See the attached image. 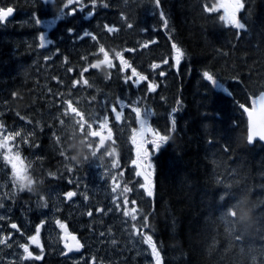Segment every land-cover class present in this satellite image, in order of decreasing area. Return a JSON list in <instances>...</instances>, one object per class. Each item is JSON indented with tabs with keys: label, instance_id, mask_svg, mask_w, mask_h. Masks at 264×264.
Here are the masks:
<instances>
[{
	"label": "trees",
	"instance_id": "trees-1",
	"mask_svg": "<svg viewBox=\"0 0 264 264\" xmlns=\"http://www.w3.org/2000/svg\"><path fill=\"white\" fill-rule=\"evenodd\" d=\"M66 2L0 0V8L16 9L13 20H17L0 32V63L5 66L12 57L15 62L16 80L12 79L7 94L11 99L13 95L15 99L26 98L16 106L4 98L9 101L7 117L12 114L14 120L21 121L29 116V106L40 95L23 86L25 78L18 64L24 57L12 51L25 49L28 39L35 33L39 37L42 27L31 22L36 30L28 33L29 25L19 20L56 19L52 9H60ZM218 2L160 0L157 8L154 0H95V4L93 0H73L67 9L70 17L63 21L58 18L54 29L46 32L47 37L59 39L54 42L57 51L63 61H68L64 62L66 74L60 79L74 80L72 85L77 83L82 100L139 102L142 118L147 117L152 128L170 136L154 157V196L143 205L147 230L161 264H264V144L259 140L248 143V120L239 107L249 106L251 98L264 91V0H243L239 17L244 29L221 21L220 10H205ZM88 12L94 14L89 17ZM86 31L91 35L84 36ZM173 43L185 53L178 70L171 66ZM64 44L71 45L68 52ZM101 46L113 59L112 68L105 64L90 67L104 60ZM117 53L148 80L139 86L131 81L125 84V77L132 75L131 68L121 70ZM165 59L168 64L163 63ZM58 61L47 67L46 80L59 75L62 64ZM154 63L161 68L153 70ZM85 68L89 70L84 72ZM161 71L166 73L164 77ZM204 71L215 75L231 95L214 88L203 78ZM1 74L4 78L6 70ZM33 78L39 80L36 84L44 81L39 76ZM150 82L157 85L155 92H148ZM0 93L6 95V87ZM57 95L56 99H66L62 91ZM177 100L181 101L179 106ZM172 108L178 109L174 131ZM47 109L48 105L41 110ZM34 126L40 132L43 123L37 121ZM226 213H234L233 228L242 235L240 241L235 240ZM245 213L251 215V222H242ZM138 260L123 264H145Z\"/></svg>",
	"mask_w": 264,
	"mask_h": 264
},
{
	"label": "rangeland",
	"instance_id": "rangeland-1",
	"mask_svg": "<svg viewBox=\"0 0 264 264\" xmlns=\"http://www.w3.org/2000/svg\"><path fill=\"white\" fill-rule=\"evenodd\" d=\"M229 3V0H219V2L216 4L215 7H218L221 4H227ZM60 9H63L64 15L60 17V20L63 21L67 19V17H70L69 13H67V9H71V4L66 2V5H63ZM221 11V15L224 14L223 8L219 9ZM219 11V12H220ZM241 12V11H240ZM240 12L237 13V18L240 20ZM89 13V12H88ZM33 18V17H32ZM27 18L25 20L31 22L34 21V19ZM57 19H46L43 18L40 21L42 30L40 31L43 36L45 37V46H44V52L43 57L47 60H49L47 63H45V73L47 70V67H53L55 63L58 61L59 64H62L60 67V75L63 78L66 74V69L63 61V55L60 51H57L59 49L57 46H55V38L52 37V41H50L47 36L46 32H48L49 29H54V26L57 24ZM10 23V22H9ZM8 23V24H9ZM7 24V25H8ZM258 28V27H257ZM74 32V31H72ZM71 32V34H72ZM1 34V33H0ZM34 38V37H33ZM32 38V39H33ZM50 41L51 43H48ZM65 51L68 52V50L71 48V45L64 44ZM26 48L27 44H26ZM26 48L22 47V49L17 51H12L13 54H17L19 57L22 56L26 58ZM0 63V67H1ZM20 64H24V62H20ZM18 64V65H20ZM57 64V63H56ZM65 67V68H63ZM20 72L23 77H28V73L30 72V69L27 68V66H21ZM62 69V70H61ZM48 76V75H47ZM131 76V75H130ZM49 81L44 79L45 84V91L44 93H41L40 95L36 96L34 101H43L44 100V94H46L48 91L49 93L45 96L47 100L51 101V99L58 97L57 93L64 92V96H66V99H57L59 100V104L62 108V110H59L57 112L56 117L54 118L55 124L52 127L53 130L51 131L47 129L43 130L40 129V132L47 136L48 140H55L58 143V139L62 140V142H66V137L72 134H77L80 132L77 130L76 127H73L74 124H76V121L79 119L74 114L69 113V115L65 116L64 113L67 110V102L71 101L73 104V107L75 106L77 110L80 111V113L83 115L84 120L87 123H91L92 125H95L92 122H95V117H103L102 114L97 113H91L90 110L86 106L79 105L80 101L82 100L81 92L78 91L77 83L72 85V82L74 80H66L61 83V80L59 77H55V79H52L50 76ZM8 75L6 73V76L3 78L1 77L0 80H3L2 82H5L7 84ZM74 86V88H72ZM54 88H57L56 90ZM62 89V90H61ZM2 91V88L0 89V92ZM0 93V105H5L8 108L9 101L5 100L7 95H1ZM86 101V100H85ZM75 104V105H74ZM1 107V106H0ZM94 110H97L94 108ZM98 111V110H97ZM8 119V118H7ZM38 115H36V118L32 120L33 126L35 123H37ZM92 119V122H91ZM145 119L148 118L146 117ZM19 120L13 121V124L8 126V123L6 121V125L8 128H12L13 125L19 123L17 122ZM48 123L52 122L51 120H47ZM63 121V124L61 123ZM99 121V119H97ZM111 121V120H110ZM21 122V121H20ZM77 125V124H76ZM100 124H96V127H99ZM111 127L110 133L112 134H119L121 137L125 136V130L127 128V125L120 124L118 126H114L109 124ZM26 126V127H25ZM47 127L45 122L43 123V128ZM13 132H19L20 135L22 133H25L26 141L28 145H38L42 146L44 148V144L41 143V135L39 133H36L34 129H32V126H27L25 124L23 125H17L16 127L11 129ZM5 132V131H3ZM35 132V136L33 137V134ZM0 133V141H2L5 137H9L10 135H1ZM13 137V136H12ZM151 137V136H150ZM87 136H83L82 138H74L76 141L81 142L82 140H87ZM47 140V141H48ZM72 140V139H71ZM114 141L117 142V140L114 139ZM110 141L111 146H114L116 142ZM16 142L14 139H11L8 141V146L6 147L8 150V153L2 154L5 158L6 155L14 157L16 153H18V150L14 148ZM98 144V143H97ZM133 144V143H132ZM48 146V145H47ZM133 146L136 148V146L133 144ZM66 148H73L70 146H66ZM11 149V151H9ZM85 150H83V154L79 158V162L84 166V172L85 174L89 175L90 178H94L99 182L98 179L105 177V173H103L100 169L94 168L96 166V161H93L94 158L89 163H84L85 158L90 157L91 154L86 153L84 154ZM149 152H152L150 149ZM158 152V151H157ZM157 152L153 153L150 156V160L153 159V156L157 154ZM20 156V155H19ZM75 156V155H74ZM37 157V156H36ZM35 156L27 155L20 157V160L23 162V167L27 170V166H25V161L31 160V166L33 164ZM37 158L35 159V161ZM153 161V160H151ZM35 164V163H34ZM10 166V171L7 176L6 182L4 184H0V240H3L4 243L0 244V264H123L125 262L128 263L137 261L138 256H142V262L145 264H155L154 257L151 253V248L145 244L144 245V235L141 234L142 230H144V234L151 235L148 233L147 228H143L142 220L144 218V213L140 215L138 218L133 222L131 220V216H123L121 219L117 220V223H119V226H111L108 227L107 225L110 223H106L105 219L99 218L98 219H89L88 221H84V217L89 214L91 203L89 204V207H86L87 204V198L89 197V194L79 189L75 190L79 192V195L77 198H73L70 200L69 204L64 203L65 197L62 199L56 198L55 191L54 190H47V192H42L40 199L37 200L39 205V213H37L36 218L34 219L30 217L27 210L17 212V209H14V207L11 206H4V202L10 200V203L14 205H21V203H17L16 195L22 196V194L26 191H22L19 188L18 183L15 182L14 176H13V170ZM19 166V165H18ZM143 167V166H142ZM152 173V181H153V175H154V169H149ZM27 175L29 174V171L27 170ZM96 174L98 176V179L96 178ZM3 177V175L0 176V178ZM33 177V176H32ZM40 179V175L38 176ZM11 181H14L15 184L11 187L9 186V183ZM17 186L15 187V185ZM109 187L112 189L116 187V191H112V198L118 195L119 190L117 189L118 181L117 179L114 181L113 179H109ZM144 191L142 192L143 196ZM50 201L53 204V208H50ZM124 197H122V209L129 211V207L131 204H127L125 206ZM7 203V204H10ZM41 205L48 206L47 213H45L42 210ZM112 205L117 206V204L113 203ZM59 209L60 213H65L58 215L53 212V210ZM11 210L14 214V217L12 218V214L8 213V211ZM53 212V213H51ZM45 213V214H44ZM73 214H76L74 217ZM141 216V217H140ZM12 218V219H11ZM76 220L71 221V220ZM130 218V219H129ZM130 220V221H128ZM57 221H60L64 225H66V229L68 234L74 235L76 239L84 244V248H82L81 252H72L70 254H66V249L63 246V238L65 231L61 229ZM138 221L141 222L140 225H138ZM43 222V223H42ZM17 225V229H13L11 227L12 224ZM112 225V224H111ZM135 225V227H133ZM37 226H40V233H39V241L40 245L43 249V256L41 260H34V259H23L24 252L21 245L28 244L29 251L33 253V256L40 255L41 254V247H37L35 244H32L29 240V237L36 235V228ZM139 233V234H138ZM152 236V235H151ZM82 241V242H81ZM134 250V254H133ZM128 256V257H126ZM126 258V259H125Z\"/></svg>",
	"mask_w": 264,
	"mask_h": 264
},
{
	"label": "flooded vegetation",
	"instance_id": "flooded-vegetation-1",
	"mask_svg": "<svg viewBox=\"0 0 264 264\" xmlns=\"http://www.w3.org/2000/svg\"><path fill=\"white\" fill-rule=\"evenodd\" d=\"M29 31V30H27ZM25 31V32H27ZM29 33V32H28ZM42 34V33H41ZM74 33L72 32V35ZM43 35V34H42ZM29 36V35H28ZM52 40V39H49ZM73 40V38L71 39ZM35 41V42H33ZM41 41H40V36L36 39H28L27 47L26 48V53L27 57L24 58V64H20L23 66H27L28 69H30V72L27 74L28 77H24L25 79L23 80V86L26 88L32 89L31 92H36L39 91L40 94L44 93L45 91V84L44 81L39 84H36V82H39V80H35L33 77L39 76V79L44 78L45 79V62L47 59L43 57V52H44V47L41 48L39 47ZM20 48H16V50H19ZM109 60L111 61L112 65L115 64L113 59L108 57ZM38 63V67L37 64ZM15 62L13 57L11 59H8V62L5 64H1L0 68V78L2 76V72H5L8 75L7 79V85L5 82H2L3 80H0V89L2 90L6 87V97L9 98V101L11 102V105L16 106L18 104L24 103V96H20L19 98L15 99L14 95L13 98L11 99L7 93L8 90L11 89L10 85L12 82V79L16 80L14 77V72H15ZM106 65V64H105ZM19 69V68H18ZM71 73L73 74L74 71L72 70ZM14 77V78H13ZM33 80V84L32 83ZM35 81V82H34ZM35 86V87H34ZM74 88V86H72ZM55 90L57 88H54ZM30 91L26 92L27 94ZM38 93V92H37ZM3 95V94H1ZM38 96V95H37ZM46 94H44V100L43 101H34L31 106H34L33 109H30L31 106H29V116L22 117L21 122L17 121L19 123L13 125L12 128L16 127L17 125H27V126H32V129H34L37 126H33L32 120L36 118V115H38V119L36 121H39L41 123H44L47 125V127L42 128L43 130L47 129L52 132L53 126L55 124L54 118L57 115V112L59 110H62L59 100L57 99H51V101L46 100L45 98ZM26 97V94H25ZM122 100V99H119ZM124 101V100H123ZM133 102L136 101H124V107L123 110H121V106L118 103V100H112V101H106V100H101V101H80L79 105L81 106H86L90 110L91 113L97 114L101 113L103 114V117H99V121H97L95 117V122H91L96 124H101L103 122V118L107 117V125L105 128L101 129L100 127H96L93 125L92 129L87 128V124L91 123H86L85 125V131L82 133L79 125L77 124L75 127L77 128L78 131H80L77 134H72L74 136L73 138L69 134L68 137H66V142H62V140L58 139V143L55 140H48L47 136L42 134L41 132H36L35 129L34 131L36 133H39L41 135V143L44 144V148L42 146L36 145H28L26 141V136L25 133H22L19 136H16L15 132H13L10 128L7 127L6 121L9 122L8 126L11 127L13 124L14 118H12V114H10L7 117L8 113V108L5 105H0V133L1 135H10L14 137V140L16 142L14 148L18 150V153L20 157L27 156V155H34V161L31 166V160L25 161V166H27V170L29 171V174L33 176V178L37 181L42 180V184H37V189L36 192H29L26 191L22 194V196L16 195L17 203H21V205H14L10 203V200L4 202V206H13L14 209H17V212H21L24 210L28 211V214L30 217L37 219V213H39V205L37 200L40 199L41 193L47 192V190H54L56 195V198L62 199L65 197L64 203L69 204L70 200L73 198H77L79 195L77 190L78 188L89 194V197L86 199L87 204L86 207H89V204L91 203V208L89 210V213L91 215H86L83 219L89 220V219H98L100 218L105 219L106 223H110L107 226H119L120 224L117 223V220L121 219L124 215V211L122 209V197L127 196L128 198V204H131L129 207V211L131 209L136 208L137 213L136 216L138 218L139 213L142 215L144 213L143 205L147 204L149 201V198L152 197H147L145 193L142 192L143 189H140L139 184L143 183V178L142 177H137L136 176V171L141 170L143 166V162L138 160L137 155H136V148L132 144L131 137L133 135V130L134 129H139L140 124L136 119V114L135 112L132 111V106ZM46 105L49 106V109L46 110H41L42 108H45ZM75 105V104H74ZM135 106H140L139 102L135 103ZM75 107V106H74ZM100 107L102 110H94V108ZM107 107V109H106ZM116 108V112L121 113V120L117 121L115 119L116 113L112 112V108ZM79 111V110H78ZM80 112V111H79ZM142 113V110H141ZM8 119H7V118ZM52 122L48 123L47 120H51ZM111 120V121H110ZM158 120V118H155V123ZM127 125V128L125 130V136L121 137L119 134L111 133V139H105L104 143L102 144L100 142V137H89L90 131H97L100 132L101 135L104 137H108L110 129L112 126H118L120 124ZM26 127V126H25ZM5 131V132H3ZM35 132L33 134V137L35 136ZM83 136H87V140H82L81 142L76 141L74 138H82ZM72 139V140H71ZM117 140L116 141H114ZM148 140H151L152 137L148 136ZM48 140V141H47ZM110 141L116 142L114 146H111ZM98 143V144H97ZM85 150L84 154L89 153L93 154L94 152H97V156L94 158L93 161H96V166L94 168L100 169L103 173H105V177H102L98 179V176L96 174V178L99 180H95L94 178H90L89 175L85 174L84 172V166L74 159V155H76L77 148L73 146V148H66V146L70 145H77ZM48 145V146H47ZM148 150H152L151 144L146 145ZM7 148H0V176L3 175V177L0 178V184H4L6 182V179L9 171H10V163L5 160L2 154L8 153ZM109 153H112V155H109ZM156 153V152H155ZM37 156V157H36ZM37 160L35 161V159ZM137 160V164L140 165L138 168L137 165H133L132 161ZM152 163V168L155 171V163H154V156L153 159H151ZM113 161H116L117 167L113 168L112 164ZM35 163V164H34ZM121 173L123 175L121 176ZM41 176L40 179H38V176ZM113 177H116L118 181V187L117 189L119 190L118 195L112 198V188L109 187V179H113ZM152 179V177H151ZM49 183V187H48ZM15 184L14 181H11L9 183V186H13ZM17 184L15 185V187ZM78 187V188H77ZM125 187H129L132 189V191L128 193H124L123 189ZM68 192H74L75 195L72 196L71 198L67 197ZM22 200V201H21ZM132 201H135V204L132 203ZM124 202V201H123ZM10 203V204H7ZM113 203L119 205V208L117 206L112 205ZM53 204L50 201V208H53ZM42 210L47 213V209L49 208L48 206L41 205ZM97 209H101V211H97ZM54 213L61 215L65 213H60L59 209L53 210ZM51 212V213H53ZM10 214H14L11 210L8 211ZM44 213V214H45ZM74 217L76 214H73ZM14 215L12 216V218ZM141 217V216H140ZM11 218V219H12ZM131 218V217H130ZM129 218V219H130ZM136 218V219H137ZM74 219V218H73ZM132 220V219H131ZM75 221L76 220H71ZM130 221V220H128ZM133 221V220H132ZM134 222V221H133ZM112 224V225H111ZM138 225H140L138 221ZM68 234V233H66ZM144 235V230H142V233ZM71 235V234H68ZM69 240L67 239V242ZM82 242V241H81ZM83 243V242H82ZM144 243V242H143ZM145 245V243H144ZM84 248V244L83 247ZM134 254V250H133ZM140 260H142V256L136 257ZM137 259V260H138ZM139 261V260H138Z\"/></svg>",
	"mask_w": 264,
	"mask_h": 264
},
{
	"label": "snow or ice",
	"instance_id": "snow-or-ice-1",
	"mask_svg": "<svg viewBox=\"0 0 264 264\" xmlns=\"http://www.w3.org/2000/svg\"><path fill=\"white\" fill-rule=\"evenodd\" d=\"M44 2L46 4H52L54 2V0H44ZM72 2H73V0H68L69 4H71ZM77 2H78V0H77ZM154 3H155L157 8L160 6V0H154ZM93 4H95V0H93ZM220 8H223V10H224V14L220 16L221 21H223L225 24L231 25L237 29H244L245 28L244 23L240 22V20L237 18V13H239L244 8L243 0H229V3H227V4H221L218 7L206 8L205 10L208 12H216V11H219ZM13 11H14V9L12 7H8L7 9H0V21L5 20V18H7L9 15H11L13 13ZM52 11L57 16V18H60L61 16L64 15L63 9L53 8ZM69 14H71V13H69ZM93 14H94L93 12H89L88 16L91 17ZM160 16L162 19H164L165 14L163 12H161ZM40 22L41 21L39 19L36 20L37 24H39ZM164 23H165V26H167V20H164ZM105 27H107V26H105ZM129 27L131 28L132 25H129ZM107 30L109 32L114 31L113 28H108ZM68 31L72 32L73 30L69 29ZM90 35H91L90 32H87V31L84 32V36H90ZM80 38L82 39L83 37H80ZM91 38L94 41L96 40L95 36H92ZM40 41H41V43H40L39 47L43 48L45 46V37L43 35L40 36ZM48 43H51V42L48 41ZM145 47H147V45H145ZM172 49L174 50V56L172 57V59L174 60V65H171V66L176 67V69L178 70L180 63L185 56V53L181 50V48L176 43L172 44ZM99 51L101 53H104V60H102L96 64L90 65V67L91 68H100L101 64H106L109 68H112L113 65H112L111 61L109 60L108 53L105 52L103 46L100 47ZM128 51H134V50L129 49ZM116 55L120 58L121 70L131 68L132 75L125 77V79H124L125 84H128L131 81V83L134 86H139V84L142 81L148 80L147 76H144V75H141L140 73H138L136 68L132 67L128 63V61L124 60L123 56L120 53H117ZM163 63L168 64V60L165 59L163 61ZM151 67L153 70L159 69V68H161V64L154 63L151 65ZM88 70H89L88 68H85L84 72H87ZM159 74L161 77H164L166 75V73L163 71H161ZM202 75H203L204 79L211 82V84L213 85L214 88L223 90L228 95H231V92H229L228 88L223 83H221L220 80H218L215 77V75L211 74L209 71H204L202 73ZM133 78H135V79H133ZM84 83L87 84L88 81L84 80ZM156 89H157V85L155 83L150 82L148 84V92H155ZM251 100H252V107L251 108L246 107L244 104L239 105V107L242 108L243 111L248 116L247 140L249 143H252L254 138H256V137H258L261 141H264V92H261L259 94V96L252 97ZM118 103L121 106V110H123L124 101L118 100ZM135 103L136 102H133L132 111L135 112L136 119L139 122L140 127L138 130L137 129L133 130V135L131 137V140H132V143L136 146V155H137L138 160L143 162V167L141 170L136 171V176L143 178V183L139 184L140 189H143V191L147 197H153L154 196V190H153L154 185H153V181L151 179L152 173H151V171H149V169L152 168L150 156L154 152L159 151V149L170 139V136L169 135H162L160 132H158L157 130L152 128L151 125L148 123L147 119L142 118L141 108L135 106ZM176 103L179 106L181 104V101L177 100ZM177 110H178L177 108H172V111L170 114V116L172 117L171 118V124H172L171 131L175 130L174 114L176 113ZM112 112L116 113L115 119L117 121L121 120V113L116 112L115 107L112 108ZM257 112H259L261 114L260 119L255 118ZM69 113L74 114L76 117L79 118L76 121V124L79 125V128H80L81 132L83 133L85 131V125L87 122L84 120L83 115L77 110V108L73 107V104L71 101L67 102V110L65 111L64 115L67 116V115H69ZM147 115H148V112L145 111L144 116H147ZM96 119H99V117H96ZM61 123L63 124V121H61ZM76 124H74L73 127H75ZM106 125H107V117H104L103 122L99 125V127L101 129H103L106 127ZM87 128L92 129L93 125L87 124ZM15 135L19 136L20 133L17 132ZM97 136L100 137V142L102 144L104 143L105 139H111V133L110 132H109L108 137H104L103 135H101L100 132L90 131L89 137H97ZM148 136H151L152 139L148 140L147 139ZM11 139H14V137H12V136L5 137L2 141H0V148H6L8 146V141ZM148 144H151L152 152H149V150L146 146ZM9 151H11V149H9ZM109 155H112V153H109ZM96 156H97V152H94L90 157L85 158L84 163L91 162V160L93 158H95ZM5 160H7V162L11 164V167L13 170L14 180L16 183L19 184L20 187H23L25 183H28L29 185L32 183V181L28 179V176L26 174L27 170L23 167V162L20 160L19 153H16V155L14 157L6 155ZM132 163H133V165H137L138 168L140 167V165L137 164V160H133ZM112 167L113 168L117 167L116 161H113ZM122 175H123V173H121V176ZM113 180L115 181L116 177H113ZM117 187H118V185H117ZM112 190H113V192H115L116 187H114ZM123 191H124V193H128V192L132 191V189L129 187H125L123 189ZM66 195L68 198H71L72 196L75 195V193L74 192H68ZM124 203H125V206L128 204L127 196L124 197ZM132 203L135 204V201H132ZM117 207L119 208V205H117ZM232 207L235 208L236 205H232ZM97 211H101V209H97ZM136 213H137V209L133 208V209H131V211H127V210L124 211L123 215L125 217L131 216V219L133 221H135L137 218ZM89 215H91V213H89ZM229 217L231 219H227ZM226 219H227V222L229 224L230 230L234 234L235 240L240 241L242 239V235L236 234L237 229L233 228L234 213L231 216L228 213H226ZM57 224L61 229H63L65 231V233L67 232L66 225H64L60 221H57ZM11 227L13 229H17V225L14 223L11 225ZM133 227H135V225ZM142 227L143 228L149 227V224L147 222V217L144 218V224ZM39 233H40V226H37L36 235L29 237L30 242L32 244H35L37 247H41L40 241H39ZM67 239H68V236L65 237V245L64 246L68 251H72L73 248L69 246V244L67 243ZM70 239L72 241H75V250L79 251V249L82 247V245H80L79 241L76 239V237L74 235L70 236ZM2 243H4V241L0 240V244H2ZM144 243L147 244L151 248V253L154 257L155 264H161L160 253L157 249L155 242L153 241L152 236L144 234ZM21 247L23 248V252L25 254L23 259H25V260L34 259L37 261L42 259V256H43L42 247H41V254L35 255V256H33V253L31 251H29L28 244H23V245H21Z\"/></svg>",
	"mask_w": 264,
	"mask_h": 264
},
{
	"label": "clouds",
	"instance_id": "clouds-1",
	"mask_svg": "<svg viewBox=\"0 0 264 264\" xmlns=\"http://www.w3.org/2000/svg\"><path fill=\"white\" fill-rule=\"evenodd\" d=\"M72 146L77 148V152H76V155L74 156V159H76L78 161L80 156L83 154V149L79 146V144L70 145V147H72ZM27 176H28V179L32 181V183L30 185L28 183H25L23 187L19 186L20 190L29 191V192H36L37 184L38 183L42 184L43 181L42 180L37 181L31 175H27ZM241 220H242V222H251V215L249 213H245L244 215L241 216Z\"/></svg>",
	"mask_w": 264,
	"mask_h": 264
},
{
	"label": "water",
	"instance_id": "water-1",
	"mask_svg": "<svg viewBox=\"0 0 264 264\" xmlns=\"http://www.w3.org/2000/svg\"><path fill=\"white\" fill-rule=\"evenodd\" d=\"M14 14H15V9H14L13 13H12L11 15H9L7 18H11V17H13ZM7 18H5V20H6ZM260 93H261V92H260ZM260 93H259V94H260ZM259 94H258V96H259ZM251 107H252V104H251V106L248 107V108H251ZM246 117H247V120H248V116H247V114H246ZM255 118L260 119V118H261V114H260L259 112H257ZM255 140H259V141H261L258 137H256V138H254V140H253L252 143H249V142H248V143L251 144V145H253V143L255 142ZM261 142L264 144V141H261ZM79 243H80V242H79ZM80 245H82V247H83V244H82V243H80ZM69 246L72 247L73 250H72V251H68V250L65 248V249H66V254H70V253H72V252H81V251H82V247L79 249V251L75 250V241H72L71 239H70V244H69Z\"/></svg>",
	"mask_w": 264,
	"mask_h": 264
},
{
	"label": "bare ground",
	"instance_id": "bare-ground-1",
	"mask_svg": "<svg viewBox=\"0 0 264 264\" xmlns=\"http://www.w3.org/2000/svg\"><path fill=\"white\" fill-rule=\"evenodd\" d=\"M240 22H241V21H240ZM261 92H264V91H261ZM258 94H259V93H258ZM258 94H256V96H258ZM256 96H255V97H256ZM251 104H252V102L250 103L249 106H246V107H250ZM247 132H248V126H247ZM66 236H68V240H69L67 243L70 244V236H72V235L64 234V236H62V238H63V246L65 245V237H66ZM64 247H65V246H64Z\"/></svg>",
	"mask_w": 264,
	"mask_h": 264
}]
</instances>
